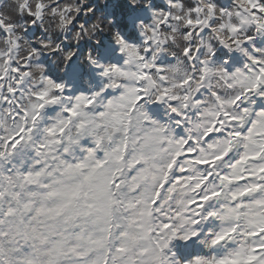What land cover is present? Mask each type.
<instances>
[{
  "label": "snow or ice",
  "instance_id": "snow-or-ice-1",
  "mask_svg": "<svg viewBox=\"0 0 264 264\" xmlns=\"http://www.w3.org/2000/svg\"><path fill=\"white\" fill-rule=\"evenodd\" d=\"M0 264H264V0H0Z\"/></svg>",
  "mask_w": 264,
  "mask_h": 264
}]
</instances>
